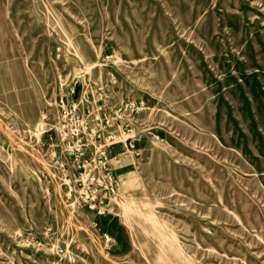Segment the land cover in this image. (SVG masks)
<instances>
[{"label":"rangeland","instance_id":"374dc122","mask_svg":"<svg viewBox=\"0 0 264 264\" xmlns=\"http://www.w3.org/2000/svg\"><path fill=\"white\" fill-rule=\"evenodd\" d=\"M59 74L113 122L96 210ZM0 264H264V0H0Z\"/></svg>","mask_w":264,"mask_h":264},{"label":"built area","instance_id":"2783aa9c","mask_svg":"<svg viewBox=\"0 0 264 264\" xmlns=\"http://www.w3.org/2000/svg\"><path fill=\"white\" fill-rule=\"evenodd\" d=\"M77 78L76 75L70 74L58 76L59 95L55 101L57 121L53 127L60 129L62 140L69 151L71 165L65 167L62 164L63 171L69 173L73 170L78 182L73 188L69 187L66 200L73 207L96 210L99 206L102 207L109 195L117 194L120 183L110 168L116 156L106 149L97 148L93 152L89 142L102 137V129L111 126L113 122L107 117H100L99 112L93 119H87L85 104L88 100L85 96L79 97L76 91ZM86 141L89 145L85 144ZM129 142L130 146L135 148L131 143L133 141ZM134 151L137 155L140 154L139 150Z\"/></svg>","mask_w":264,"mask_h":264}]
</instances>
